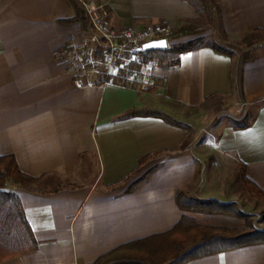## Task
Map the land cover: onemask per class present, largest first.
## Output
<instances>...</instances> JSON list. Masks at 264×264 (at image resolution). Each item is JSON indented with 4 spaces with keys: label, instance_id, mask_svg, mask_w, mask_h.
<instances>
[{
    "label": "crops",
    "instance_id": "obj_1",
    "mask_svg": "<svg viewBox=\"0 0 264 264\" xmlns=\"http://www.w3.org/2000/svg\"><path fill=\"white\" fill-rule=\"evenodd\" d=\"M73 1L103 4L115 30L161 24L173 31L199 17L188 0ZM215 3L228 41L254 34V42L255 31H264V0ZM74 17L71 0H0V156H13L19 171L37 180L28 187L7 183L35 248L0 264H93L122 245L169 232L182 217L245 228L233 216L182 210L176 195L234 202L227 178L240 164L264 191V40L249 42L239 63L209 47L179 55L146 50V91L92 74L75 87L72 69L60 60L65 46L85 43V57L100 50L88 41V24L68 21ZM237 91L241 107L252 112L250 124L221 128L211 146L215 164L206 166L195 139L188 142L194 115ZM132 111L160 112L185 127L128 116ZM143 159L148 163L139 171ZM184 264H264V244Z\"/></svg>",
    "mask_w": 264,
    "mask_h": 264
},
{
    "label": "trees",
    "instance_id": "obj_2",
    "mask_svg": "<svg viewBox=\"0 0 264 264\" xmlns=\"http://www.w3.org/2000/svg\"><path fill=\"white\" fill-rule=\"evenodd\" d=\"M188 1L196 8L199 17L203 12L211 11L206 0ZM71 2L75 9V17L68 21H78L86 29L87 22L82 9L75 1L71 0ZM212 6L218 12L216 3H213ZM197 19L191 22L185 21L179 28L172 31L171 38L173 40L184 36H193V38L186 42L170 45L165 50L166 53L179 55L209 47L215 52L231 56L232 53L229 50L214 43L205 42L203 37L196 36L198 32L194 31L192 23L197 22ZM255 33L264 37V31H255ZM162 60V58L159 59V63H162ZM128 116H154L174 126L185 127L160 112L132 111ZM251 119L252 117L249 120L248 117H245L235 127L245 129L249 126ZM181 148H184V145ZM145 160L147 159L141 160L139 165ZM237 170L239 173H237L235 181L240 185L241 190L259 201H264V191L246 177V166L240 164ZM36 181L19 171L13 156H0V262L35 248V241L24 217L21 204L17 196L7 189V183L28 187ZM176 202L179 208L186 211L231 214L247 218L234 203H221L212 199L198 200L188 197L182 192L176 195ZM257 244H264V231L254 230L251 227H248L247 230H237L200 226L193 220L182 217L169 232L122 245L100 257L93 264H184L199 257Z\"/></svg>",
    "mask_w": 264,
    "mask_h": 264
},
{
    "label": "built area",
    "instance_id": "obj_3",
    "mask_svg": "<svg viewBox=\"0 0 264 264\" xmlns=\"http://www.w3.org/2000/svg\"><path fill=\"white\" fill-rule=\"evenodd\" d=\"M85 20L90 28L88 41L99 48L94 57H85L86 44H68L60 56L73 71L75 87H81V78L88 74L106 82L133 87L139 91L149 88L150 62L144 56L143 45L154 40H165L167 48L171 39L170 27L151 24L141 28L128 27L120 30L111 28L103 4L80 1Z\"/></svg>",
    "mask_w": 264,
    "mask_h": 264
},
{
    "label": "rangeland",
    "instance_id": "obj_4",
    "mask_svg": "<svg viewBox=\"0 0 264 264\" xmlns=\"http://www.w3.org/2000/svg\"><path fill=\"white\" fill-rule=\"evenodd\" d=\"M206 1L208 2V8H210L211 11L206 13L203 12L197 19V22L192 23L194 31L198 32V35L196 36L203 37L205 42L214 43L229 50L234 57L237 58V62L239 63L242 60L244 51L248 48V43L253 41L251 40V37L255 35H247L237 41H228L220 28V20L217 10L212 6V4L215 3V0ZM192 38L193 36H191V39ZM263 40L264 38L260 36L251 43H260ZM174 44H178V42L176 38L174 40L171 38L169 46ZM202 111L203 112L200 111V113L194 115V130L188 142H191L194 138L197 155L204 160V165L213 167L215 159L211 155V146L213 142L219 139L220 129L226 126L235 127L237 123L243 121L245 117H248L249 120V118L252 117V112L249 109L244 110L243 106L241 107L238 91L230 97L212 100L203 107ZM147 163L148 160H145L139 166V171L147 166ZM224 167L228 173H232L231 171H233V168L231 166H228L227 164ZM237 173H239V171L236 168L232 178H227L228 187H230L231 192V199H234V202L230 203H234L237 206V209L242 214H245L247 218L231 214L222 215L233 216L243 220L246 227L237 230H247L248 227H251L254 230L264 231V201H259L241 190L240 185L235 181ZM259 223L263 224L260 225Z\"/></svg>",
    "mask_w": 264,
    "mask_h": 264
},
{
    "label": "water",
    "instance_id": "obj_5",
    "mask_svg": "<svg viewBox=\"0 0 264 264\" xmlns=\"http://www.w3.org/2000/svg\"><path fill=\"white\" fill-rule=\"evenodd\" d=\"M167 48V43L165 40H154L147 42L143 45L144 50H150V49H164Z\"/></svg>",
    "mask_w": 264,
    "mask_h": 264
}]
</instances>
